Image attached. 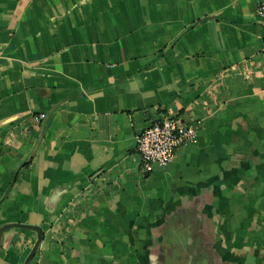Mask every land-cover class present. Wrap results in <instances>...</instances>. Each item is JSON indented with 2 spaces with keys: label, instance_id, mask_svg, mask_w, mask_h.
<instances>
[{
  "label": "crops",
  "instance_id": "obj_1",
  "mask_svg": "<svg viewBox=\"0 0 264 264\" xmlns=\"http://www.w3.org/2000/svg\"><path fill=\"white\" fill-rule=\"evenodd\" d=\"M261 1L0 0V227H41L29 264H264ZM172 114L196 139L147 173L135 137ZM36 238L5 229L0 264Z\"/></svg>",
  "mask_w": 264,
  "mask_h": 264
},
{
  "label": "built area",
  "instance_id": "obj_2",
  "mask_svg": "<svg viewBox=\"0 0 264 264\" xmlns=\"http://www.w3.org/2000/svg\"><path fill=\"white\" fill-rule=\"evenodd\" d=\"M255 12L259 17H264V1L257 4ZM44 116V113H40L38 118ZM197 132V121L186 123L175 114L151 123L135 137V151L139 155L141 168L150 173L156 167L166 166L179 147L196 139Z\"/></svg>",
  "mask_w": 264,
  "mask_h": 264
},
{
  "label": "water",
  "instance_id": "obj_3",
  "mask_svg": "<svg viewBox=\"0 0 264 264\" xmlns=\"http://www.w3.org/2000/svg\"><path fill=\"white\" fill-rule=\"evenodd\" d=\"M11 227L28 228V229L34 230L37 233L36 241L23 262V264H29L42 240L43 231L41 227L36 226V225H29V224H22V223H8L0 227V235L5 229L11 228Z\"/></svg>",
  "mask_w": 264,
  "mask_h": 264
},
{
  "label": "trees",
  "instance_id": "obj_4",
  "mask_svg": "<svg viewBox=\"0 0 264 264\" xmlns=\"http://www.w3.org/2000/svg\"><path fill=\"white\" fill-rule=\"evenodd\" d=\"M28 162H29V161H27V162H24V163H23V166H26V165L28 164Z\"/></svg>",
  "mask_w": 264,
  "mask_h": 264
}]
</instances>
